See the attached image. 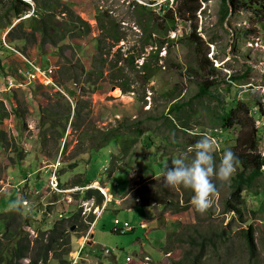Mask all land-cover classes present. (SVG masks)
<instances>
[{
    "label": "rangeland",
    "instance_id": "obj_1",
    "mask_svg": "<svg viewBox=\"0 0 264 264\" xmlns=\"http://www.w3.org/2000/svg\"><path fill=\"white\" fill-rule=\"evenodd\" d=\"M45 1L42 0V3ZM56 1L72 9L93 30L89 37L69 38L61 43L66 50V59H61L58 48L49 43L42 49L38 44L31 45L21 40L8 43L9 32L31 16L12 19L13 28L0 27V113L3 115L4 103L9 112L18 110L17 113L25 117V122H20L19 117L12 114L10 119L2 121L0 114V129L6 131L12 142L9 151L0 146V221L3 223L4 217L12 209L19 208L23 215L17 220L18 227L34 240L57 221L80 214L83 225L70 226V245L57 250V254H63L71 264H92L90 260L94 261L93 264H173L188 251L187 244H171L168 236L174 233L179 239L188 234L197 236L198 233L212 238L214 245L208 249L203 264H264V174L244 192V219L248 221L247 224L241 223L233 213H223L231 192V180L241 171L237 161L229 179L221 181L213 176L217 191L210 197V203L203 212L196 210L192 203L188 205V211L182 213H175L172 204L163 207L155 202L151 203V207L132 208L135 200L142 202L150 194L166 201V190L174 195V199H181L180 205L186 202L188 196L185 193L188 195L190 190L182 188V185H165L167 189H162L163 171L172 159L181 154L189 160L193 155L192 142L202 135H207L213 142V155L217 162L225 149H231L236 157L245 152L244 142L249 140L247 145L251 146L253 130L244 111L235 120L238 121L240 117L247 128L239 126L236 121L227 131L221 125L226 112L235 109L238 102L250 110L249 116H252L258 130V153L264 155V2L254 0L252 10L229 16L225 21L221 19L223 0H207L201 5V13L189 23L177 17V28L169 32L159 61L152 64L148 74L139 73L142 60L136 69L117 71V82L134 91L124 95L122 88L113 89L111 79L102 82L98 91L87 93L82 91L83 83L71 80L73 71L68 62L80 61L87 70L92 67L98 38L102 33L98 17L103 19L105 26L114 24L123 37L122 42L113 48V54L121 48L124 51L128 48L139 51L142 26H153L147 22L150 16L142 7L155 11L157 18L165 17L169 11L177 14L178 9H187L189 3L184 6L180 0ZM26 2L36 8L32 1ZM61 11L60 8L57 12L60 14ZM2 16L4 14H0ZM63 17L58 18L56 30L64 27L60 26ZM158 23L164 25L162 21ZM194 31L195 37L190 38ZM113 43L110 39L107 45L112 46ZM6 44L20 49V53L36 60L44 68L53 67L57 87L41 82L24 84L26 80L21 71L26 70L25 61ZM200 61L204 63L198 70ZM191 67H197L196 74L194 72L192 76L188 74ZM147 76L148 81H145L143 78ZM204 79L216 85L210 89V96L194 99L198 85ZM11 80L19 87L9 89ZM56 93L67 96L72 104H80L86 122L78 128L75 126L76 118H71L67 137L61 143L55 159L52 154V157H48L47 152L43 153L40 124L43 108L49 105L52 98L55 100ZM119 93H122L121 96L116 98L115 95ZM177 97V103H189L184 108V114L190 119L191 130H173L171 119L169 125L163 119ZM260 110L263 112L260 113ZM172 117L175 118L174 115ZM117 126H134L131 136L135 144L129 149V155L125 156L124 168L111 173L112 158L118 159L123 155L126 144L122 140V147L118 140H113L99 151L89 150L88 142L82 154L78 147L82 144L81 133H92L93 128L100 135ZM140 130L142 135L137 134ZM238 139L241 142L238 143ZM59 159L57 175L62 192L52 189L51 170L46 171ZM75 162L78 167L71 169ZM262 170L264 173V168ZM84 174L97 182L86 188L72 187L71 183ZM131 184L133 191L127 196L132 189ZM91 189L103 195L105 200L102 205H96L94 198L83 200L86 191ZM18 198L21 203L13 207V202ZM123 198L125 201L118 204L117 201ZM84 201L94 202L96 208L103 209L98 219L99 214L94 215V211L89 216H83L81 206ZM116 219L123 224L130 223L135 230L116 233ZM94 222V245L86 243L80 252ZM249 225L255 230L257 255L254 258L249 255L243 233ZM85 226L88 229L82 230ZM4 232L5 227L1 226L0 237ZM168 249L170 253H167ZM87 254L90 260L86 259ZM28 263V259L23 262ZM50 264L59 262L52 259Z\"/></svg>",
    "mask_w": 264,
    "mask_h": 264
},
{
    "label": "trees",
    "instance_id": "obj_2",
    "mask_svg": "<svg viewBox=\"0 0 264 264\" xmlns=\"http://www.w3.org/2000/svg\"><path fill=\"white\" fill-rule=\"evenodd\" d=\"M27 0H0V14L4 16L0 17V27L1 28H13L14 23L12 19L24 18L26 16H31L30 19L22 21L17 27H14L8 34V43L13 44L15 41H23L31 45L38 44L42 49L47 43L56 46L58 48V53L61 59H66V50L64 46L61 45L64 41L69 38H85L92 34L91 25L79 17L72 9L65 7L62 2L56 0H46L42 3V0H28L32 1L36 8L26 2ZM264 2V0H262ZM181 5L188 4L187 9H178L177 14L169 11L165 17H157L155 11L142 7L144 12L147 13L150 18L147 22L153 26L145 27L142 26V33L139 35L141 41V48L135 51L134 48H128L124 51V48L120 49L118 52L113 54V48L122 42L123 37L119 35L117 28L114 24L109 26L104 25V21L100 16L98 17V23L100 25V30L102 31L101 36L98 38V48L92 62V67L87 70L83 63L80 61L68 62L71 65L70 70L73 71V77L76 83H83L82 88L83 93L89 91H98L99 86L102 82L111 79V84L113 87L122 88L124 95L134 93L131 87H126L125 84H120L117 82L119 78L117 76L118 70L125 72L129 70L136 69L139 66V61H143L139 66V73L148 74L152 69V64L159 61V54L162 51L166 41L169 39V32L177 28V17L184 23H189L192 18H196L197 14L201 10V5L207 3V0H180ZM255 5L254 0H223V11H222V21H225L229 16L237 14L239 12H249ZM62 9L60 14L57 12L58 9ZM264 11V9H263ZM33 13V14H32ZM201 13V12H200ZM63 17L62 24L64 26L61 29L56 30L59 17ZM159 21H162L164 25H159ZM5 22L6 25H2ZM196 31V28H195ZM195 31L190 34L191 37H195ZM112 39L114 45L108 46L107 42ZM193 45L195 43L192 42ZM149 48H151L149 50ZM20 50V49H17ZM65 50V51H64ZM195 55L197 52H195ZM197 59V57H195ZM122 63V65H121ZM204 63V62H203ZM203 63L201 61L198 65V70L201 69ZM197 67H191L188 74L191 76L196 74ZM153 74V73H152ZM148 81V76L143 78ZM216 83L211 80L204 79L198 85V90L194 99H200L204 96H210L211 90L215 87ZM122 93L116 94L115 97L118 98ZM170 94V93H169ZM55 100L52 98L47 107L43 108V118L40 124L41 134L40 141L42 144L43 153H48V157L57 158L59 154L60 146L63 140L67 137L68 129L71 124V118L74 116L77 122L76 127L81 128L86 120L81 112L80 104H72L68 101L67 96L62 93H56L54 95ZM179 97L174 98V102L170 104L168 109V114L165 121L169 125V119H171V127L174 129H180L183 131L191 130L190 119L187 114H184V108L188 107L186 103H177ZM261 105V104H259ZM243 112L247 115V119L251 121L253 136L251 138V146L248 147V141L244 142L245 152L239 154L237 158V165L241 171L235 174L234 178L231 180V192L229 198L224 204V214L233 213L237 216V219L243 224H247L248 221L244 219V211L246 209L245 200L243 198L244 192L247 188L251 186L253 181L262 176L264 168V155L258 153V139L257 128L253 122L252 116H249V109L245 104L238 102L237 107L226 112L222 118V128L224 130H229L232 123L236 121L239 126L247 128L245 122L242 119L235 120L236 116ZM18 110L14 112H9L2 103V113L1 120L10 119L12 114L19 117L20 122H25V117L22 116ZM263 111L260 110V113ZM5 114V115H4ZM175 116V118L172 117ZM254 117V116H253ZM79 124V125H78ZM73 125V124H72ZM134 126H117L111 130L103 131L100 135H97L95 130L92 128V133L86 132L81 133L80 142L82 144L78 147L79 153L84 152V147L89 142V150L99 151L104 146L108 145L113 140H118L120 143L122 140L126 146L124 147L123 155L120 158H112V166L110 172L114 173L122 168H124L123 163L125 161V156L129 155L130 148L134 147V140H132V128ZM138 135H142V131L137 132ZM249 139V138H248ZM196 141L192 142L191 147ZM241 142L238 139V143ZM0 146L5 150L9 151L12 148V142L5 130L0 129ZM66 148V143L63 146V150ZM62 150V152H63ZM249 150V152H248ZM19 151V150H18ZM78 164L75 162L74 165L70 166L71 169H76ZM94 182L87 178L85 174L83 177H79L71 183L72 187L86 188L92 185ZM164 182V180H163ZM166 184L162 183V189L167 187ZM132 188V184L131 187ZM184 189L190 190L189 194L183 205L179 202L181 199H174V195L165 192V200H162L159 196H148L146 199L143 198L142 202L135 200L133 202V207L146 206L151 207V203L155 202L157 204L168 206L172 204L175 213H182L188 211V205L191 203L192 191L191 189L182 187ZM133 191V188L129 190L126 194L127 196ZM181 191V190H180ZM149 195V193H147ZM136 196H141V194H136ZM183 196V195H182ZM95 199L96 205L100 206L104 202L103 195L98 190H88L84 196L83 200ZM169 208V207H168ZM169 210V209H166ZM10 214L4 217V222L0 221L1 226L5 227V232L2 237H0V264H23L25 260H29L28 264H50L52 259H55L59 264H71L64 257L63 254H57V250L60 247H67L70 245V236L68 229L70 226L77 225L82 226L80 221V214L74 215L69 219H63L57 221L54 226L47 232H40L36 239H32L30 234L26 233L21 227H18L17 220L21 218L22 211L19 208H14L11 210ZM6 222V223H5ZM93 222V219L90 223ZM79 224V225H78ZM88 229L85 226L83 229ZM245 245L249 252L251 258L257 255V244L254 237L255 230L252 225H249L247 230H244ZM170 238L171 244L178 242L180 244H187L188 251H186L181 260L173 264H203L208 249L211 247L212 238L200 235L188 234L185 238H177L176 234H171L168 236ZM169 250V249H168ZM69 247L67 253H69ZM82 252V251H81ZM171 250L167 251L170 253Z\"/></svg>",
    "mask_w": 264,
    "mask_h": 264
},
{
    "label": "clouds",
    "instance_id": "obj_3",
    "mask_svg": "<svg viewBox=\"0 0 264 264\" xmlns=\"http://www.w3.org/2000/svg\"><path fill=\"white\" fill-rule=\"evenodd\" d=\"M193 155L186 160L183 154L171 160L163 171L166 185H182L191 189V203L196 210L203 212L210 203V197L217 191L213 176L225 181L235 170L236 156L231 149H225L219 162L214 158V145L207 135H202L192 146ZM21 203L19 198L13 207Z\"/></svg>",
    "mask_w": 264,
    "mask_h": 264
},
{
    "label": "built area",
    "instance_id": "obj_4",
    "mask_svg": "<svg viewBox=\"0 0 264 264\" xmlns=\"http://www.w3.org/2000/svg\"><path fill=\"white\" fill-rule=\"evenodd\" d=\"M8 48H10L12 51L18 53L20 56H22V58L24 59V63L26 66V70L21 71V74L23 75L24 79L26 80V82L24 84H32V83H39L40 82V76L43 75L46 78V83L50 84L52 83V80L50 79V76L53 74L54 72V78L55 79V71L52 67V70H46L44 69V66H42L41 64H39L36 60L34 59H30L28 57H26L25 55H23L22 53H20L18 50L14 49L13 47L9 46L8 44H6ZM24 85H21V87H23ZM19 86H16L15 82L13 80L10 81V85H9V89H13ZM54 87H57V85L54 83ZM60 166V159L57 161L56 164H53L51 166H48L46 168V171H48L47 169L51 170V174H52V178H51V185H52V189L54 191L57 192H62V190L60 189V181L57 175V170ZM105 194V193H104ZM106 195V194H105ZM85 207V208H84ZM81 208H83V216H89L90 213H92L94 215H98V217H96L97 219L99 218V216L102 214L103 209L100 210L99 208H96L94 205V202H90V201H84L82 202V206ZM95 222L93 223L92 226H94ZM114 225H116L114 231L116 233H129V232H133L135 230V228L130 224V223H125L123 224V222L120 219H116L114 221ZM90 238V233L87 234L86 238H85V243L82 246L80 252L82 251V249L85 247V244L87 243V241ZM107 253H111L110 250H106ZM79 252V253H80ZM131 261V259H130Z\"/></svg>",
    "mask_w": 264,
    "mask_h": 264
},
{
    "label": "crops",
    "instance_id": "obj_5",
    "mask_svg": "<svg viewBox=\"0 0 264 264\" xmlns=\"http://www.w3.org/2000/svg\"><path fill=\"white\" fill-rule=\"evenodd\" d=\"M112 199V197L110 196V200ZM125 201V199L123 198V199H121V200H119V201H117V203L118 204H120L121 202H124ZM95 226H96V224H95ZM95 226H93L92 227V229L90 228V238H89V240L87 241V244H89L90 246H93L94 245V237H95V232H94V228H95ZM88 233H89V230H88ZM145 256H148V255H145ZM87 257V258H86ZM86 259H88V254L86 255ZM149 257V256H148ZM88 260H90V259H88ZM91 261V263L93 264V260H90ZM133 262H135L134 260H133ZM137 263V262H136Z\"/></svg>",
    "mask_w": 264,
    "mask_h": 264
},
{
    "label": "bare ground",
    "instance_id": "obj_6",
    "mask_svg": "<svg viewBox=\"0 0 264 264\" xmlns=\"http://www.w3.org/2000/svg\"><path fill=\"white\" fill-rule=\"evenodd\" d=\"M44 69H46V70H52V68H44ZM54 78V72H53V74L50 76V79L52 80V83H50V84H47L46 83V78L43 76V75H41L40 76V82L41 83H43L44 85H46V86H54V83H55V80L53 79ZM56 84V83H55ZM95 186V185H94ZM98 186V185H97Z\"/></svg>",
    "mask_w": 264,
    "mask_h": 264
},
{
    "label": "water",
    "instance_id": "obj_7",
    "mask_svg": "<svg viewBox=\"0 0 264 264\" xmlns=\"http://www.w3.org/2000/svg\"><path fill=\"white\" fill-rule=\"evenodd\" d=\"M116 87H114L113 89H115ZM89 245V244H88Z\"/></svg>",
    "mask_w": 264,
    "mask_h": 264
}]
</instances>
